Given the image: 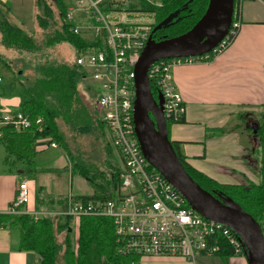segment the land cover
Wrapping results in <instances>:
<instances>
[{"label":"built area","instance_id":"built-area-1","mask_svg":"<svg viewBox=\"0 0 264 264\" xmlns=\"http://www.w3.org/2000/svg\"><path fill=\"white\" fill-rule=\"evenodd\" d=\"M112 2L118 0H65L63 22L71 33L86 42H101L100 47L83 49L75 60L83 78L98 86L95 107L120 159V183L115 198L80 200L68 197L66 208L62 210H30L29 184L22 180L16 186L6 214H28L36 219L68 217L73 226L82 217L109 218L113 222L118 252L124 257H176L193 262L199 256H214L218 252L217 246L207 242L210 235H220L230 244L235 256H244L242 243L231 228L193 211L184 197L143 156L134 130V67L152 37V26L118 19V14L126 13L114 10L116 4ZM102 6H108L111 12L104 14ZM241 8L240 3L233 10L228 33L209 53L161 59L152 64L149 81L163 97L166 120H180L185 113L184 102L173 81L175 68L209 63L221 55L238 35ZM29 122L20 112L0 117V127L10 124L17 130L27 128ZM47 147L42 143L36 150ZM49 147L57 148L53 143Z\"/></svg>","mask_w":264,"mask_h":264},{"label":"trees","instance_id":"trees-1","mask_svg":"<svg viewBox=\"0 0 264 264\" xmlns=\"http://www.w3.org/2000/svg\"><path fill=\"white\" fill-rule=\"evenodd\" d=\"M245 1L250 0H234L233 10L240 3L243 5ZM261 1L264 3V0ZM161 2V7L153 6L145 0H118V2L111 4H116L114 10L119 12L129 14L138 12L153 17L151 26L154 42L173 38L187 32L202 17L208 4V0H161ZM35 8L38 10L36 15L38 26L42 30L49 29L48 32L46 31L45 39L41 44L34 41V37L29 31L8 19V16L11 15V8L9 5L0 2V46L9 51V56L35 54L42 51L43 48H51L60 43H68L74 47L77 55L87 47L101 46L100 40L89 43L69 31V27L63 22L66 13L65 0H34V10ZM54 9L60 22V27L55 29L52 28L55 25ZM110 10L108 6H102L104 14H108L111 12ZM154 29L156 30L153 31ZM7 57V55L0 53V64L9 69L12 74H18L21 70L15 71L11 66L12 62L6 60ZM81 74V69L75 60L70 65L44 63L36 68V73L33 76L35 78L28 79L24 76V80L19 83L22 86L20 89L21 101L18 110L15 112H20L27 117L30 124L23 130H17L10 124L0 127V144L5 149L4 161L10 171L16 170L13 164L14 160L25 162L29 171L35 170L34 159L37 154L36 146L39 144L44 143L49 148L53 143L58 148L66 150L56 120L61 117L64 109L71 106V102L79 101L77 94L78 78L83 77ZM150 85L153 96L156 98L159 91L152 81ZM183 118L176 121L166 120L169 140L170 126L181 123ZM261 119V124L256 128L255 134L262 152L263 182L259 185L231 186L218 184L190 168L184 161L180 144L171 140L170 142L191 178L215 198L229 199L240 206L258 222L264 236V107ZM103 125L105 124L103 123ZM82 126H86L85 122H82ZM79 131L85 132L86 128H80ZM68 158L70 159V157ZM11 161L12 163H10ZM118 167L111 172L112 176L109 177V180L107 179L102 183H97V177L95 175L91 177L86 170L76 171L75 167H72V170L77 172L93 188L91 195L73 196V199H114L115 190L120 183L121 169L120 166ZM66 202L67 197L52 198L46 196L37 200V211H59L64 208ZM0 226H8L13 229L15 248L19 251L34 253L38 257V264H56L61 247L55 242L54 236L63 232L65 233L66 245L63 255L64 264H131L132 262L138 264L141 258L140 256L124 257L120 255L113 222L109 218L82 217L73 226L68 217L36 219L28 214L14 216L1 214ZM74 233L76 237L73 242L71 236ZM207 242L219 248L214 256L222 259L241 257L234 255L230 244L220 235L208 236Z\"/></svg>","mask_w":264,"mask_h":264},{"label":"crops","instance_id":"crops-1","mask_svg":"<svg viewBox=\"0 0 264 264\" xmlns=\"http://www.w3.org/2000/svg\"><path fill=\"white\" fill-rule=\"evenodd\" d=\"M0 2L10 6L11 18L25 14L28 8L34 9V0ZM172 75L184 102L185 113L181 123L170 126L169 136L171 141L180 144L185 163L221 185L262 183V152L254 129L261 124L264 107V3L261 0L243 2L238 35L221 55L209 63L177 67ZM20 101V93L19 98L14 99L0 92V115L17 111ZM0 147V215H6L16 186L24 178L18 168L10 171L4 161L5 149L3 145ZM53 164L56 168L72 169L70 160L61 156ZM35 165L34 161V168ZM24 180L30 189L28 209L37 210L33 183ZM38 262L34 253L15 248L13 229L0 226V264ZM138 264L244 262L240 257L199 256L193 262L176 257H142Z\"/></svg>","mask_w":264,"mask_h":264},{"label":"rangeland","instance_id":"rangeland-1","mask_svg":"<svg viewBox=\"0 0 264 264\" xmlns=\"http://www.w3.org/2000/svg\"><path fill=\"white\" fill-rule=\"evenodd\" d=\"M145 1L150 2L156 7H161L162 5L161 0ZM37 11L36 8L35 10L28 8L25 14L12 18L8 16V19L12 23L29 31L33 35L34 41L41 44L49 29L42 30L38 26L36 21ZM54 12L55 25L52 28L55 29L60 27V22L55 9ZM120 18L130 22L153 23V17L138 12H133V14H118V19ZM0 53L8 56L6 60L10 63L12 62L11 66L15 71L21 70L18 74H12L9 69L4 68L0 64V74L2 77L0 92L8 98L14 99L19 98L22 87L19 83L24 80V76L28 79L35 78L33 76L38 66L44 63H64L70 65L73 64L77 56L75 48L68 43H60L51 48H43L42 51L35 54L15 55L14 57L9 56V51L0 46ZM21 59L24 60L20 61ZM78 80L77 94L79 95V101L71 102V106L67 107L68 109H64L61 117L56 120V125L62 135L63 145L66 150L58 147L57 149L49 147L45 151L38 152L34 159L36 165L33 171H29L26 168L25 162L14 160V168H18L22 172L21 178L33 183L35 203L38 199L45 198L47 194L54 195L51 197L56 198L65 195L87 196L93 193L91 185L77 172H74L71 168L61 169L58 166L56 168L53 163L59 156L65 160L70 157L68 159L76 171L86 170L91 177L95 175L97 183L109 180V177L112 176L111 172L119 166L120 159L118 153L113 147L109 131L103 125L101 116L95 107V90L98 86L87 78L80 77ZM82 122H85L86 126L83 127ZM80 128H86V131L81 133L79 131ZM64 208H66V205ZM54 237L55 242L61 247L57 255L56 264H64L63 255L66 250L65 233L55 234ZM75 237V233L72 234L71 238L73 242ZM240 259L243 260L244 264H247L243 256Z\"/></svg>","mask_w":264,"mask_h":264},{"label":"water","instance_id":"water-1","mask_svg":"<svg viewBox=\"0 0 264 264\" xmlns=\"http://www.w3.org/2000/svg\"><path fill=\"white\" fill-rule=\"evenodd\" d=\"M233 4L234 0H208L204 14L187 32L158 42L150 37L134 67V130L145 159L188 206L205 219L231 228L242 243L247 264H264L260 225L233 201L217 199L201 188L186 172L168 139L163 97L160 93L153 96L149 81L150 67L161 59L201 56L214 49L229 31Z\"/></svg>","mask_w":264,"mask_h":264}]
</instances>
